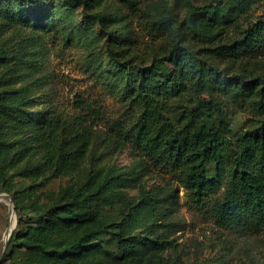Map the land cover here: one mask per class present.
<instances>
[{"label":"trees","instance_id":"trees-1","mask_svg":"<svg viewBox=\"0 0 264 264\" xmlns=\"http://www.w3.org/2000/svg\"><path fill=\"white\" fill-rule=\"evenodd\" d=\"M4 1L9 0H0L5 18L0 19V187L11 194L18 214L5 259L12 264H156L174 249L166 225L129 231L138 202H146L150 192L161 199L165 191L175 196L171 189L143 185L136 199L109 209L98 203L104 196L100 188L80 184L67 197L40 204L32 191L15 189L5 178L10 169L29 179L76 172L97 143L130 149L167 168L217 225L250 233L264 228V14L246 27H233L224 13L233 0L191 4L183 15L170 7L147 62L135 54L123 57L114 46L122 51L129 46L128 52L137 47L132 22L122 11L124 34L117 39L111 31L106 46L109 62L132 75L116 87L122 115L106 120L103 128L100 107H87L81 97L79 112L54 110L51 104L37 108L47 101L33 97L24 70L37 61V53L28 49L26 37L15 41L7 32L9 20L18 16L11 9L4 14ZM18 1L24 13L37 4ZM92 1L65 0L82 5L86 18H108L88 13ZM230 106L251 107L257 115L235 137ZM223 186V196L212 198Z\"/></svg>","mask_w":264,"mask_h":264},{"label":"rangeland","instance_id":"rangeland-1","mask_svg":"<svg viewBox=\"0 0 264 264\" xmlns=\"http://www.w3.org/2000/svg\"><path fill=\"white\" fill-rule=\"evenodd\" d=\"M129 1L93 0L88 13H104L108 17L104 21L98 16L86 18L82 5H70L65 0H36V6L26 10L28 13L18 6V0L2 3L4 14L11 9L18 16L9 20L10 25L5 26L7 32L15 37V41L18 36L26 37L28 49L37 53V61L26 64L24 69L28 80H32L33 97L47 101L37 108L43 110L51 104L54 110L79 112L77 98L81 97L87 107H100L105 119L101 126L106 128V120L117 118L124 111L116 87L123 86L132 75V71L116 69L109 62L107 52L109 33L114 31L117 39L124 34L120 13L129 15L137 47L128 52L129 46L123 51L118 43L114 46L123 57L135 54L138 59L144 57L149 62L151 47L160 41L157 28L170 17V7L183 15L191 4L209 0ZM233 1L224 11L233 21V27H246L264 14V0ZM0 19L5 18L1 16ZM41 59H44L43 63ZM229 113L234 137L257 117L251 107L230 106ZM12 172L10 169L5 175L9 183L15 189L32 191V197L35 196L40 204L67 197L80 184H86L92 191L100 188L104 196H99L98 203L109 209L123 207L126 198L136 199L143 185L147 189L153 186L171 189L175 196L165 191L164 199L156 198L150 192L148 200L138 202L135 215L129 219V231L132 232H149L150 228H159V225H166L172 231L175 247L166 251L156 264H264V228L258 233H250L217 225L206 208L189 198L187 190L172 172L147 163L130 149L116 150L97 143L80 170L59 173L48 179L43 176L29 179ZM225 189L223 186L212 198L223 196ZM3 192L6 191L0 187V193ZM7 199H0V264H12L5 259L9 249L8 246L5 249V233L10 224ZM16 216L18 218V214ZM103 237L104 233L98 239Z\"/></svg>","mask_w":264,"mask_h":264},{"label":"water","instance_id":"water-1","mask_svg":"<svg viewBox=\"0 0 264 264\" xmlns=\"http://www.w3.org/2000/svg\"><path fill=\"white\" fill-rule=\"evenodd\" d=\"M5 196L9 197L11 199V206L10 207H11L12 211H15V213L17 215V212L15 210V203H14V200H13L11 194H9L8 192L0 193V197H5ZM17 223H18V218L16 217V223H15L14 227L11 230H10V228H7L6 237H5V249L8 246L9 239H10V237L12 235L13 230L16 228Z\"/></svg>","mask_w":264,"mask_h":264},{"label":"bare ground","instance_id":"bare-ground-1","mask_svg":"<svg viewBox=\"0 0 264 264\" xmlns=\"http://www.w3.org/2000/svg\"><path fill=\"white\" fill-rule=\"evenodd\" d=\"M0 199H7L6 196L5 197H0ZM9 205L11 206V199H7ZM16 213L15 211H12L11 207H10V224L9 227L10 230L14 227L15 223H16ZM5 237H6V233H5Z\"/></svg>","mask_w":264,"mask_h":264}]
</instances>
